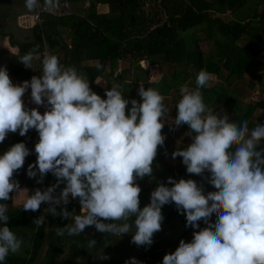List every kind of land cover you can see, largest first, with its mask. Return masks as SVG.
<instances>
[{"label": "clouds", "instance_id": "clouds-1", "mask_svg": "<svg viewBox=\"0 0 264 264\" xmlns=\"http://www.w3.org/2000/svg\"><path fill=\"white\" fill-rule=\"evenodd\" d=\"M60 7L61 0H25L29 11L54 14ZM17 57L33 71L34 61H40L42 74L16 84L7 68H0V143L9 133L38 132L37 159L28 165L27 175L37 183L49 173L56 178L22 204L31 212L48 205L45 215L34 219L38 226L50 213L72 221L57 228V235L79 236L94 226L106 236L131 233L133 244L151 246L162 230L163 206L174 203L186 216V227L194 229L193 238L181 239L162 264H264V124L250 128L247 120L230 121L226 113L221 116L209 107L202 89L211 86V73L201 70L194 89L181 86V98L172 106L159 90L144 84L138 89L140 100H129L117 84L101 96L85 74L62 64L56 54L40 56L33 49ZM29 89L36 107L25 104ZM166 122L171 130L187 125L191 136V143L178 147L172 158L181 157L188 174L204 177L215 190L205 192L192 178L168 177L141 208L137 181L155 179L153 163L165 144ZM31 153L21 141L0 155V264L22 249V238L9 226L6 202L20 194L15 176ZM75 199L81 206L78 214L67 208ZM96 244L89 239L87 249ZM97 258L109 259L105 253ZM125 264L142 262L132 257Z\"/></svg>", "mask_w": 264, "mask_h": 264}, {"label": "trees", "instance_id": "trees-1", "mask_svg": "<svg viewBox=\"0 0 264 264\" xmlns=\"http://www.w3.org/2000/svg\"><path fill=\"white\" fill-rule=\"evenodd\" d=\"M65 0H61V3ZM70 13L64 16L42 15L41 25L31 28L30 37L18 40L11 29L9 21H16L20 14H32L23 4L13 0H0V37L7 36L18 52L6 62L10 76L26 79L40 70V61H34L33 71L19 62V55L35 49L40 55L42 38L47 41L49 53L56 54L61 63L75 66L79 72L90 80V86L101 96L105 90L95 81L108 75L121 87L126 97L140 100L138 89L140 84L145 88L159 90L165 102L174 106L181 98V86L190 89L196 87V77L201 70H207L217 81L210 87L202 89L205 103L221 116L225 113L230 121L247 120L249 127L257 123L264 124V87L259 99L242 103V88L253 86L250 80L243 82V77L255 75V71L264 73V7L258 6L264 0H67ZM86 1L89 5L86 6ZM99 4H106L108 11H98ZM211 12L229 13L226 20L213 17ZM185 33V35H182ZM72 36L71 44L64 42V37ZM203 36H202V35ZM204 39L213 43L211 52L205 51ZM246 42L241 44V40ZM62 57H61V56ZM118 60L126 61L127 66L118 73H113ZM144 60L146 68L139 62ZM101 65V68H97ZM171 66L167 76L159 81H150L145 73L151 66ZM259 72L258 77H259ZM134 85V87H133ZM247 86V87H246ZM109 88V87H108ZM111 88V87H110ZM106 98V97H105ZM26 104V96H24ZM131 107V105H129ZM260 110L259 116L255 114ZM173 117L177 114L172 109ZM181 130L189 131L187 125ZM169 124L163 129L166 135L165 144L158 148L153 163L154 177H145L137 182L141 186V208L150 203L151 192L160 184L168 183V177L176 180L192 178L202 184L205 192L212 191L213 186L202 176L188 174L182 158H172V132ZM39 140L38 132L30 129L26 136L9 133L0 149L7 151L18 142H25L32 150L26 157L25 164L15 178L21 188L45 189L56 183V178L49 173L43 183L27 175L28 165L36 161L35 144ZM176 147V146H175ZM183 147H187L186 145ZM181 147V148H183ZM176 160L178 166L171 163ZM148 183V189L144 184ZM64 187L63 184L60 188ZM60 189H57V194ZM8 205L11 201L6 202ZM47 204H42L37 212L24 211L22 206L9 209V226L22 238V249L17 254H10L2 264H125L135 257L143 264H162L163 257L174 252L181 239L191 241L194 229L186 227V216L180 214L174 203L164 205L162 212V230L155 233L151 246H137L131 242L132 234L122 238L96 231L93 227L90 234L79 236L57 235L56 230L72 222L58 216L46 214L44 224L37 225L34 219L45 215ZM78 199L67 205L68 211L80 212ZM135 219V217H133ZM201 227H204L201 221ZM94 238L97 244L94 249H87L89 239ZM93 251V252H89ZM105 253L109 259H99L97 254Z\"/></svg>", "mask_w": 264, "mask_h": 264}, {"label": "crops", "instance_id": "crops-1", "mask_svg": "<svg viewBox=\"0 0 264 264\" xmlns=\"http://www.w3.org/2000/svg\"><path fill=\"white\" fill-rule=\"evenodd\" d=\"M14 3L23 4L24 0H13ZM98 11L101 13H106L108 11V6L106 4H99L98 5ZM0 23H2V20L0 19ZM37 23L32 19L31 14H20L16 17V21L11 20L9 21V25L11 29L14 30L15 36L18 40H23L26 37H30L31 35V28ZM64 42L67 45L71 44L72 36L70 34L66 35L64 38ZM18 52V48L16 46H12L9 42V39L7 36H4L3 38L0 37V66L2 67L6 62H8L11 57ZM61 56V55H60ZM62 57V56H61ZM122 63H126V61L118 60L117 65L113 71V73H118L122 70ZM127 64V63H126ZM38 72V71H37ZM100 81V83H97L96 81ZM95 83L100 86L102 89L110 88L114 84L113 80L106 76V74L103 77H99L96 79ZM30 89L28 92L25 93L26 96V106L27 107H36L34 104L31 103L30 100ZM6 152L5 150L0 149V155H3V153ZM29 190V191H28ZM35 189H29V188H22L20 194L14 198V201H11V203L8 205L9 209H13L19 206H22L24 200L27 198L29 194L34 192Z\"/></svg>", "mask_w": 264, "mask_h": 264}, {"label": "rangeland", "instance_id": "rangeland-1", "mask_svg": "<svg viewBox=\"0 0 264 264\" xmlns=\"http://www.w3.org/2000/svg\"><path fill=\"white\" fill-rule=\"evenodd\" d=\"M264 7V2L261 3L259 6H258V9L259 10H262ZM212 16L215 17V16H219L221 17L222 19L226 20L227 18H229V13H221V12H211ZM182 35H185V33H182ZM202 35V34H201ZM203 36V35H202ZM246 40L245 39H242L241 40V44L245 43ZM203 47L205 49V51H209L211 52L214 51L213 49V43L211 40L209 39H204V42H203ZM213 48V49H212ZM141 68L144 70V68H146V63L144 60L140 61L139 62ZM127 66L126 63H122V67H125ZM171 70V66H168V67H163L162 69H160L158 66H151L146 72H144L145 74V77L148 78V80L150 81H159V80H162L163 79V75L164 74L165 76H167V72H169ZM258 72L260 73L259 74V77L258 75ZM255 75H248L246 74L244 77H243V82L244 83H247L251 80L253 82V86L252 87H249L248 89H245V88H242L241 90V94H240V97H241V100H242V103H249V102H253L254 100H257L259 99V97L261 96V91L264 87V73L260 72V71H255ZM216 82L217 81V78H214L212 82ZM134 87V85H133ZM247 87V86H246ZM166 99V98H165ZM166 100H170V97H168V99ZM260 110H258L255 114H257L259 116L260 114ZM171 116L173 117V113L171 112ZM167 124V122L165 123ZM172 144L174 145V147L172 148V152H174L178 147H183V146H188L190 143H191V136L188 135V132L185 131V130H181V127L174 130L172 132ZM176 146V147H175ZM173 166H178V161L174 160L172 163H171ZM148 183L146 182L144 184V189H148ZM215 190L214 188L212 189V191ZM84 233L86 234H90L91 233V230H88L87 228L85 229ZM140 262H142L141 260H138ZM143 264V262H142Z\"/></svg>", "mask_w": 264, "mask_h": 264}, {"label": "built area", "instance_id": "built-area-1", "mask_svg": "<svg viewBox=\"0 0 264 264\" xmlns=\"http://www.w3.org/2000/svg\"><path fill=\"white\" fill-rule=\"evenodd\" d=\"M85 5L88 6L89 5V2L86 1ZM70 11H71V9H70V3L67 0H65L64 2L61 3V7H60L59 11L55 12L54 14H51V13H49L47 11L37 10V11H33L32 12L31 17L35 21V23L41 25L42 15L43 14H50V15H54V16H64V15L69 14ZM45 52L49 53V48H48V44H47L46 39L43 37L42 38V50L40 52V56H42L43 53H45ZM0 68H2V67L0 66ZM41 74L42 73L38 71V72H36L35 75H41ZM32 76H34V75H32ZM32 76H29L26 79H17V78H15L13 76H10V77L12 78L13 83L22 84L23 81L30 80L32 78ZM40 111L41 112L45 111L44 106H40Z\"/></svg>", "mask_w": 264, "mask_h": 264}]
</instances>
